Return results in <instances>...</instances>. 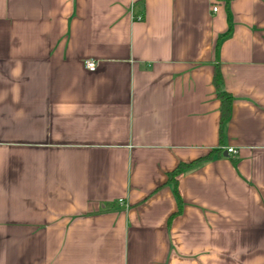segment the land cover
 I'll use <instances>...</instances> for the list:
<instances>
[{
	"label": "crops",
	"instance_id": "crops-1",
	"mask_svg": "<svg viewBox=\"0 0 264 264\" xmlns=\"http://www.w3.org/2000/svg\"><path fill=\"white\" fill-rule=\"evenodd\" d=\"M0 264H264V0H0Z\"/></svg>",
	"mask_w": 264,
	"mask_h": 264
},
{
	"label": "trees",
	"instance_id": "trees-1",
	"mask_svg": "<svg viewBox=\"0 0 264 264\" xmlns=\"http://www.w3.org/2000/svg\"><path fill=\"white\" fill-rule=\"evenodd\" d=\"M214 84H215V87L218 91V96L221 100V119H222V122H225L231 114L232 96L227 91H225L223 88V77H222L219 65H217L215 68ZM211 158H212V155L210 154L206 157L197 159V160L192 161L190 163H180L173 170V172L169 174V180L173 185L174 192L178 198L180 205H181V198H180L179 191L177 188V184H178L177 177L181 173H183L185 170L194 166L195 164H197L201 161H204V160H209ZM180 211H181V207H179V211L176 214L180 213Z\"/></svg>",
	"mask_w": 264,
	"mask_h": 264
},
{
	"label": "built area",
	"instance_id": "built-area-1",
	"mask_svg": "<svg viewBox=\"0 0 264 264\" xmlns=\"http://www.w3.org/2000/svg\"><path fill=\"white\" fill-rule=\"evenodd\" d=\"M213 10L216 11L217 7H214ZM84 66L89 71H96L98 67V63L95 60L87 59L84 61ZM228 153H236V150L233 148H229ZM120 202L123 203V201Z\"/></svg>",
	"mask_w": 264,
	"mask_h": 264
}]
</instances>
